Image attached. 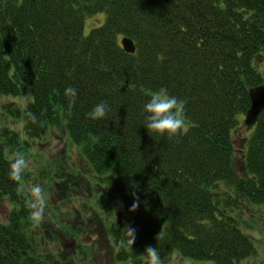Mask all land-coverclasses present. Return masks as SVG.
I'll return each instance as SVG.
<instances>
[{"label":"trees","instance_id":"obj_1","mask_svg":"<svg viewBox=\"0 0 264 264\" xmlns=\"http://www.w3.org/2000/svg\"><path fill=\"white\" fill-rule=\"evenodd\" d=\"M94 14L103 22L85 33ZM126 37L133 54L120 45ZM263 83L264 0H0V95L27 98L2 110L33 141L66 128L125 213L123 226L109 229L116 264H145L147 246L213 264L255 256L235 214L244 203L264 209V109L252 127L243 124L249 90ZM69 86L78 93L70 116ZM162 87L187 101V131L171 140L143 127V107ZM102 101L106 118H86ZM241 126L248 135L236 149ZM20 144L0 129V199L14 205L0 223V264H48L30 235L26 176L18 183L8 175ZM236 151L244 176L233 166ZM134 193L140 206L130 212ZM126 224L136 230L132 249Z\"/></svg>","mask_w":264,"mask_h":264},{"label":"rangeland","instance_id":"obj_2","mask_svg":"<svg viewBox=\"0 0 264 264\" xmlns=\"http://www.w3.org/2000/svg\"><path fill=\"white\" fill-rule=\"evenodd\" d=\"M102 22L101 14L86 17L85 33ZM11 101L24 107L27 98L0 95V129L8 128L18 134L21 144L15 152H23L30 162L24 172L23 193L27 194L32 185H40L47 194L44 220L39 225L34 224L30 231L31 237L36 239L37 257L48 264L53 260L63 264H116L109 229L115 225L123 226L124 211L106 193L105 187L98 184L94 172L80 149L71 142L63 125L49 129L41 139L30 140L24 132L23 121L2 110L3 104ZM247 135L243 126L235 130L232 139L236 149L245 144ZM233 166L236 173L244 176L243 157L238 151ZM26 206L28 208V198ZM13 208L9 200L0 199V223H7ZM240 209V213L235 214H239V227L252 239L256 254L238 264H264V209L246 203L241 204ZM161 259L163 264H213L186 259L177 252Z\"/></svg>","mask_w":264,"mask_h":264},{"label":"clouds","instance_id":"obj_3","mask_svg":"<svg viewBox=\"0 0 264 264\" xmlns=\"http://www.w3.org/2000/svg\"><path fill=\"white\" fill-rule=\"evenodd\" d=\"M77 90L71 86L64 90V96L67 100L66 114L71 115L75 107L77 99ZM187 101L178 99L169 94L167 88H160L151 94L150 99L143 107L144 124L143 127L148 134H155L161 138L169 140L178 137L181 133L186 132V116L185 107ZM110 111V107L106 101H102L95 105L92 110L86 113V118L93 121H99L106 118ZM33 123L37 122L34 114H30ZM150 136V135H149ZM29 161L25 158L23 152H13L9 160V179L14 182H20L26 169L29 168ZM22 187V185H21ZM29 220L39 225L44 220L46 209L47 194L40 185H32L27 193ZM140 206L139 197L133 194V203L130 212H135ZM124 231L130 239L128 244L131 246L135 242L136 230L129 224H126ZM159 235L156 237L158 240ZM146 264H163L160 252L157 247L147 246L144 252Z\"/></svg>","mask_w":264,"mask_h":264},{"label":"water","instance_id":"obj_4","mask_svg":"<svg viewBox=\"0 0 264 264\" xmlns=\"http://www.w3.org/2000/svg\"><path fill=\"white\" fill-rule=\"evenodd\" d=\"M122 49L127 54H133L136 50L133 41L123 38L120 41ZM250 107L245 112L244 125L252 127L264 109V83L249 90Z\"/></svg>","mask_w":264,"mask_h":264}]
</instances>
